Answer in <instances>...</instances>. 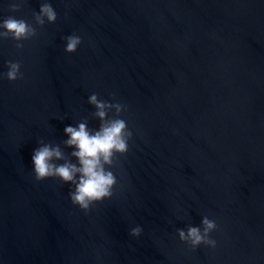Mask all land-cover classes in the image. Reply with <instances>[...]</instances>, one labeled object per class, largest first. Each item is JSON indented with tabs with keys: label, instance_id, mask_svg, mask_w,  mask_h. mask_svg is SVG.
Returning a JSON list of instances; mask_svg holds the SVG:
<instances>
[{
	"label": "water",
	"instance_id": "1",
	"mask_svg": "<svg viewBox=\"0 0 264 264\" xmlns=\"http://www.w3.org/2000/svg\"><path fill=\"white\" fill-rule=\"evenodd\" d=\"M13 2L0 18L34 23L49 2L57 20L22 50L0 41V73H24L0 80V264H264V0ZM93 93L127 105L133 137L85 214L70 184L35 181L32 155L43 140L76 163L64 128L99 129ZM204 216L217 246L192 250L176 230Z\"/></svg>",
	"mask_w": 264,
	"mask_h": 264
},
{
	"label": "clouds",
	"instance_id": "2",
	"mask_svg": "<svg viewBox=\"0 0 264 264\" xmlns=\"http://www.w3.org/2000/svg\"><path fill=\"white\" fill-rule=\"evenodd\" d=\"M25 0H15L10 4V11L15 13L21 10ZM57 12L49 2L41 3L38 12L33 13V21L9 15L0 18V41L11 39L15 41L17 50L24 48L23 41H28L37 36V28L46 24L55 23ZM65 51L69 54L77 51L82 43V38L73 33L64 37ZM8 71L0 73V80L7 79L14 83L24 78L20 61L9 60L6 62ZM115 100V94H112ZM88 103L96 109L92 116L100 121L98 130H91L87 121L80 122L76 127L66 126L64 133L68 137L63 141L65 147L73 149L70 157L56 144L39 141V147L32 155L33 175L36 182L46 179H58L64 184H70L68 197L74 206H78L85 214L97 203L109 199L114 195L117 186V175L113 171L119 158L129 151V141L133 132L129 129L128 122L121 118L127 112V105L122 103H109L98 99L93 93L88 98ZM114 110L115 116L109 118L108 113ZM62 161V163H60ZM219 230L215 219L204 216L201 226L189 225L187 229H177L180 242L195 250L200 245L215 249L217 241L211 233ZM142 227L131 228L130 236L137 238L142 234Z\"/></svg>",
	"mask_w": 264,
	"mask_h": 264
}]
</instances>
